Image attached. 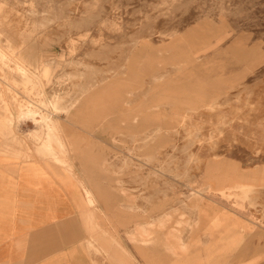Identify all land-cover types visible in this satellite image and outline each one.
<instances>
[{
	"label": "rangeland",
	"instance_id": "374dc122",
	"mask_svg": "<svg viewBox=\"0 0 264 264\" xmlns=\"http://www.w3.org/2000/svg\"><path fill=\"white\" fill-rule=\"evenodd\" d=\"M0 145L129 264H264V0H0Z\"/></svg>",
	"mask_w": 264,
	"mask_h": 264
},
{
	"label": "crops",
	"instance_id": "0c3cea01",
	"mask_svg": "<svg viewBox=\"0 0 264 264\" xmlns=\"http://www.w3.org/2000/svg\"><path fill=\"white\" fill-rule=\"evenodd\" d=\"M5 148L0 145V264H129L128 247H113L103 234L108 227L98 230L107 213L87 204L80 174L47 157L20 160Z\"/></svg>",
	"mask_w": 264,
	"mask_h": 264
},
{
	"label": "bare ground",
	"instance_id": "6f19581e",
	"mask_svg": "<svg viewBox=\"0 0 264 264\" xmlns=\"http://www.w3.org/2000/svg\"><path fill=\"white\" fill-rule=\"evenodd\" d=\"M51 128H52V126H51ZM45 143H46V141H44ZM46 145H49V144H46ZM83 189V188H82ZM84 191H85V195L87 196V202H88V204L90 205L93 201L91 200V197L89 198V191L88 190H86L85 188H84ZM215 215V214H214ZM212 217V216H211ZM215 218V217H214ZM97 225V224H96ZM115 242H118V241H116V240H114Z\"/></svg>",
	"mask_w": 264,
	"mask_h": 264
}]
</instances>
